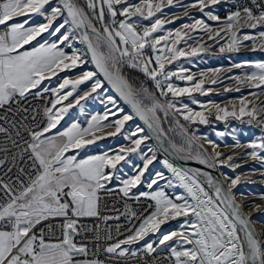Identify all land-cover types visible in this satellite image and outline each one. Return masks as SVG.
<instances>
[{
  "label": "snow or ice",
  "instance_id": "snow-or-ice-1",
  "mask_svg": "<svg viewBox=\"0 0 264 264\" xmlns=\"http://www.w3.org/2000/svg\"><path fill=\"white\" fill-rule=\"evenodd\" d=\"M220 3L221 0H196L191 5H198L209 20L218 22L217 31L213 32L203 19H196L194 23L183 24L180 29L160 35L165 23L174 21L157 18V14L163 16L164 7L173 6L174 0H139V3L83 0V4L78 0H0V109L11 112L15 105L14 114H24L18 122H11L22 146L9 136L17 149L11 154L17 171L14 176L9 175L12 172L9 167L0 176V264H105L104 260L94 258V253L90 255L88 244L84 242L87 233L98 230L99 225L90 228L83 221L91 218L119 220L118 216L101 217L100 213L102 195H111L114 191L125 198L137 201L144 198L150 203L146 214L139 217L126 206L125 214L138 219V226L128 230L124 239L103 248L109 257L136 256L137 250H132L131 246L143 241L139 251L152 256L162 248L168 253L164 258L168 264H264V244L258 238L264 236V229L257 233L253 227V223L264 224V221H253L245 216L243 206L236 202L233 189L240 183L239 175L232 178L222 172L224 181L229 182V187L225 188L220 179L207 171L182 169L164 159L160 163L173 179L166 177L163 171H156L146 182L149 191L130 196L133 189L145 183V173L157 159L152 148L147 152L141 150V145L151 138L143 134L144 128L137 125L130 134L122 133L127 122L135 117H139L157 139L164 135L158 112L167 117L170 111L188 125L209 124L212 116L217 121L246 116L249 124H260L264 132V117L258 119L264 101L257 106L241 97L239 108L235 102H230L231 110L213 102H209V106L201 104L203 111H194L183 103L177 107L179 97L187 96L197 104L192 93L206 94L204 73L197 80L185 74L186 69L172 71L166 67L181 57L197 56L206 51L203 43L189 47L188 51L178 47L182 41L187 44V39H193L189 30L206 33L220 53L239 52L248 47L244 42H251V51L264 52V0H250L249 4L238 6L223 21L211 11L205 12L206 8ZM35 17H41L43 22L33 23ZM117 17L122 19L117 20ZM144 21L149 23L144 24ZM245 28L253 31L243 32ZM44 34L54 39H43ZM76 41L86 46L95 70H83L75 78L65 75L58 87L49 88L45 81L50 82L52 77L80 69L87 63L85 53L74 47ZM232 67L251 71L230 77L237 86L225 88V92H240L246 86L260 90L251 91L249 94L253 97L264 94V60L242 61ZM125 68L142 74L155 91L143 80L137 83L138 78L126 75ZM173 79L191 82L192 87H180L172 82ZM86 82H91L90 89L80 95L78 90ZM105 82L115 96L109 94ZM217 82L215 78L210 81ZM49 92L52 95L48 101L50 106L44 108L40 124L31 127L26 122L29 107L22 105L28 103L29 97L43 98ZM157 92L164 98L163 102ZM101 94H104L102 98ZM117 97L130 106L131 114L119 106ZM89 99H100L104 114L92 115L86 126L72 122L60 130L58 125L70 110L79 107L83 111L81 102ZM110 116L116 118L109 120ZM0 118L7 120V116ZM31 120L35 123L36 117L33 115ZM175 123L187 137L186 159L213 169L223 166L234 171L240 166L232 163L238 156L221 158L223 154L217 150L218 145L206 137L212 154L198 145L192 155L191 149L198 138L188 136V127L179 120ZM106 129L114 130L105 132ZM7 131L0 127V133ZM118 134H123L131 146L78 158L79 150ZM235 147L246 148L245 155L264 166V136L246 145L237 142ZM172 148L177 152L185 151L175 145ZM0 151L6 156L9 153L7 147H0ZM70 152L76 154H68ZM131 154L139 156L142 166L133 165L135 174L122 179L117 173L122 171L121 162L132 163L128 159ZM5 162L0 160V166ZM260 174L264 177V171ZM200 176L205 178L207 189ZM114 180L119 181L116 188L109 186ZM160 181H167L169 187L183 189L184 194L169 196L159 187ZM260 199L264 200V194ZM255 209L264 212L260 205H255ZM170 221H177L178 228L162 233V226ZM157 233H160L158 243L145 239ZM107 238L112 239L111 235ZM96 251H100L98 245ZM152 264H160V261L154 260Z\"/></svg>",
  "mask_w": 264,
  "mask_h": 264
},
{
  "label": "rangeland",
  "instance_id": "rangeland-1",
  "mask_svg": "<svg viewBox=\"0 0 264 264\" xmlns=\"http://www.w3.org/2000/svg\"><path fill=\"white\" fill-rule=\"evenodd\" d=\"M236 0H221V3L218 5L211 6L210 8H206L205 12L211 11L213 14L218 15L220 20L223 21L227 16H221V12L224 11L227 7L232 5ZM132 3H139V0H130ZM196 3V0H179V3L174 0L173 6H165L163 9L164 15L161 16L159 13L157 14V18H161L164 20H173L174 23H165L164 29L162 32L158 33L160 35L165 34L167 31H175L176 29H180L183 24H191L194 23L196 19H203L206 23H208L213 32L218 30V22L211 21L208 17L201 13L199 10V6L191 7L192 4ZM188 6V7H185ZM187 12V15L185 13ZM139 19V18H134ZM43 22L41 17H35L33 23ZM144 24H148V21H144ZM100 25H97L99 27ZM243 32H252L250 29H243ZM189 35L193 37V39H187V44L183 41L178 45V47L183 48L185 51L189 50V47L196 46L197 43L205 44L206 51L199 53L197 56H187L181 57L176 61H173L172 64L166 65L169 70L177 71L181 68L186 69L185 74H191L196 77L197 80L201 78V73H204V88L206 91L205 95H201L199 92H193L192 97L198 101L197 104H193L191 99L187 96L179 97L177 100V107L180 106V103L187 104L194 111H203L200 107L201 104L205 106H209V102H213L219 104L221 107H228L231 110L230 102H235L237 104V108H239V99L241 97H246L247 100L253 101L257 106L261 105V102L264 101V94L258 95V97H253L249 93L251 91L259 92L258 89H249L248 87H244L240 92L236 91H228L225 92V88H235L236 82L234 79H230V77H235L238 75H242L244 72L251 71V69H238L233 68L232 65L235 63H240L242 61H260L264 60V52L251 51V42H244L248 44V47L241 48L239 52L235 53H220L219 47L215 45L214 41L208 40V35L199 30L192 31L189 30ZM43 39H54L49 37L47 34H44ZM42 42V40H41ZM225 41H220L223 44ZM35 43V42H34ZM162 46V45H161ZM74 47L83 52L81 44L79 41L74 42ZM66 51H71V49H66ZM150 52V50H148ZM84 53V52H83ZM87 60V59H86ZM216 69H220L219 72H216ZM83 70H93L89 62L82 66L80 69L73 70L72 72H64L60 73L58 77H52L51 81H45V85L49 88H56L58 84L61 82L62 78L67 75L70 78H75L80 75ZM126 75L130 77H136L137 83H139L144 78H140L138 75L129 74V71L124 69ZM215 78L218 80L217 83L212 84L210 81ZM145 85L149 87L150 90L155 91L153 85L147 80H143ZM173 83L179 85L180 87H192L191 82L187 81H179L173 80ZM91 82H86L84 85L80 86L78 93L80 95L83 94L84 91H88L90 89ZM106 87V85H105ZM52 99L51 92L48 93ZM109 94L113 95L109 90ZM75 95V94H74ZM94 96L96 94H93ZM104 94H101V98ZM156 95L159 97V93ZM114 96V95H113ZM163 102L164 98L159 97ZM171 99V97H168ZM72 99L71 97L69 98ZM118 100V99H117ZM67 103V101L65 102ZM84 105L83 111L79 107H75L70 110V113L65 117V120L61 122V125H58L60 130L69 126L72 122H79L81 125L86 126L87 120L91 118L92 115L100 114L103 115L105 108L104 105L101 104L100 99H89L87 101L81 102ZM119 106L123 107L126 113L131 114L118 100ZM50 106V105H49ZM110 107V106H109ZM214 111V109H213ZM207 115V111H205ZM158 116L160 117V126L163 129L164 135L171 141L173 145L177 148L183 147L185 151L181 152L183 155H188L187 148V137H185L180 129L176 126L175 121L179 120L181 124H184L188 127V136H195L198 139L195 140V143L191 149V154L195 155L197 151V146L202 145L201 150H206L209 155L212 154L211 146L207 143V140H210L218 145L217 150L220 151L223 156L221 158L226 157L227 155H233L234 157H239L238 159H234L232 163L240 165L235 168L233 171L231 168L219 166L218 169L221 173H227L232 178H235L237 175L240 176V183L233 189L234 194L236 195L237 203L241 204L242 209L247 211L246 214L250 216L253 221H264V212L258 211L255 209V205H260L264 208V200L260 199V196L264 194V177L261 176V171H264V166L260 163L251 160L245 155L247 149L244 147H235L236 143L239 142L241 145H246L251 141L257 139L258 137L264 136V132L261 131V125L253 122L249 124L248 117H242L241 119H235L233 117H229L223 121H217L214 116L210 118V123L206 125L195 124L188 125V122L184 121L179 115H174L171 111L167 117L164 116L163 112H158ZM264 117V109H262L261 113L258 116ZM116 117H109V120H114ZM140 124L134 118L132 121L127 122L125 128L122 130V133L130 134L135 130L136 126ZM141 127V126H140ZM114 129H106L105 132L113 131ZM56 130H53L55 132ZM224 133L223 136H218L217 133ZM101 134V133H98ZM145 135L147 133L144 131ZM207 138L205 140L204 138ZM135 138V137H134ZM121 146H131L130 141L125 140L123 134H118L115 137H107L106 139L98 141L94 145L86 146V148L79 150L78 158H86L91 155L102 154L104 151L108 150H118ZM148 148H152L157 155V159L153 162L152 165L149 166V172L145 173V183L138 186V189H133L131 196L138 195L139 191H149L146 187V182L156 171H163L165 176L169 179H173L171 173L167 171L160 163V161L164 160V156L158 150L157 146L151 139H148L141 145V150L143 152H147ZM68 154H76L75 152H70ZM150 155V153H149ZM131 160V164L121 162L122 171L118 172L122 179H127L129 176L134 175L133 165H141L142 161L139 159L137 154H131L128 158ZM170 162V161H169ZM171 163V162H170ZM118 166V167H121ZM202 178H204L202 176ZM205 179V178H204ZM250 181H254L250 182ZM226 183H229L226 181ZM119 185V181H113L109 186L112 188H116ZM159 187L162 188L169 196H174L175 194H184L183 189L179 187H169L167 181H160ZM241 194H243V198H241ZM260 226L259 229H256L257 233H260L262 229H264V224L256 223ZM177 221H170L165 224L161 228L162 233H167L173 229L178 228ZM160 233L156 235H150L145 239L148 242L158 243L157 237ZM260 242L264 244V236H258ZM144 242L141 241L137 245H132V250H137L143 247Z\"/></svg>",
  "mask_w": 264,
  "mask_h": 264
},
{
  "label": "built area",
  "instance_id": "built-area-1",
  "mask_svg": "<svg viewBox=\"0 0 264 264\" xmlns=\"http://www.w3.org/2000/svg\"><path fill=\"white\" fill-rule=\"evenodd\" d=\"M250 0H236L232 5L227 7L224 11L221 12V16H228L231 11H235L238 6H243L245 4H249ZM122 19V17H117V20ZM95 23V21H94ZM99 25V24H97ZM51 99L48 93L44 94L43 98H33L29 97V101L27 104L22 105V107H29V120L26 121L31 127H35L37 124H40L43 118V110L45 107L49 106L48 101ZM15 105L12 106L13 111L9 112L5 109H0V117L7 116V120L0 118V127L6 128L8 131L6 133H0V147H7L9 149V153L6 154L0 151V160H5V164L0 166V176H3L4 173L7 172L9 167H12V172L9 175H15L17 169L13 167V161L11 154L17 151L16 148L13 147L9 136L13 139H16L19 143L20 138L16 136V128L12 127L13 121L18 122L21 119L23 113H15ZM35 110V111H33ZM36 117L35 123L31 120L32 116ZM17 127L19 124L17 123ZM25 138H27V134H23ZM7 179V176H5ZM131 196V195H130ZM134 197V196H132ZM150 202L144 198H141L137 201L135 198H125L122 194L118 192H113L111 195H102V201L100 205V213L101 217L103 216H111V217H119V220L111 219L108 221H104L103 219H86L83 221L84 224H87L90 228L94 225H99V229L95 231H90L87 233V240L84 241L88 244L90 255L95 254L94 258H98L100 260H104L105 264H152L154 260L160 261V264H168V261L164 258L168 255L166 250L158 249L156 253L152 256H148L143 251H139L137 249V255L131 256L128 255L126 257H109L108 254L103 252V248L108 244L116 242L118 239H124L128 234V230L132 229L134 226H138V219H132L130 216L126 215V206L130 207L133 211L137 213V216H141L146 214L145 210L148 207ZM119 225V231H117V226ZM97 235L100 236V239H96ZM111 235L112 239H108L107 237ZM79 239V238H78ZM97 245L100 248V251L97 252Z\"/></svg>",
  "mask_w": 264,
  "mask_h": 264
},
{
  "label": "water",
  "instance_id": "water-1",
  "mask_svg": "<svg viewBox=\"0 0 264 264\" xmlns=\"http://www.w3.org/2000/svg\"><path fill=\"white\" fill-rule=\"evenodd\" d=\"M81 47L83 49V52L85 53L86 59L89 62V64L91 65L93 71L95 70V66L91 63V55L90 53H86V46L83 45L82 43ZM101 80H103L102 77H100ZM106 87H109L110 90V86L107 85V83L105 82ZM111 91V90H110ZM112 92V91H111ZM112 94L115 96L116 94L114 92H112ZM117 99L119 100V98L117 97ZM122 105L131 113V108L129 105L125 104L122 100H119ZM135 119L138 121V123L140 124V126L142 128H144L145 132L147 133V135H149L151 138V140L154 142V144L157 146L158 150L161 152V154L168 159L171 163H173L175 166L180 167L182 169H199L201 171H207L209 172L211 175H213L214 177L218 178L221 180L223 186L225 188L228 187L226 181H224L223 176H221V172L218 169H213V168H208L205 165L199 164L197 161L193 160V159H186L185 155L181 154L180 152L174 151L172 148V143L165 135L161 136L159 139L156 138V135L151 133L147 126L143 123V121H141L139 119V117H135ZM161 143L163 144V147H161ZM165 149H167L165 151ZM200 181L204 184L205 188L207 189V182L204 178H202V176L199 177ZM209 191H211L210 189H208ZM237 202V201H236ZM242 212L245 216H248L244 210L242 209Z\"/></svg>",
  "mask_w": 264,
  "mask_h": 264
},
{
  "label": "trees",
  "instance_id": "trees-1",
  "mask_svg": "<svg viewBox=\"0 0 264 264\" xmlns=\"http://www.w3.org/2000/svg\"><path fill=\"white\" fill-rule=\"evenodd\" d=\"M78 2L79 3H81V4H83V0H78ZM100 27V26H99ZM127 71H129V74H134L135 73V75H138L140 78H144L143 76H142V74H140V73H138V72H135V71H133V70H131V69H127V68H125ZM145 79V78H144ZM143 79V80H144ZM146 80V79H145ZM174 80V79H173ZM148 81V80H147ZM148 82H150V81H148ZM151 83V82H150ZM152 84V83H151ZM165 158V157H164ZM166 159V158H165ZM175 166V165H174ZM177 167V166H176Z\"/></svg>",
  "mask_w": 264,
  "mask_h": 264
},
{
  "label": "bare ground",
  "instance_id": "bare-ground-1",
  "mask_svg": "<svg viewBox=\"0 0 264 264\" xmlns=\"http://www.w3.org/2000/svg\"><path fill=\"white\" fill-rule=\"evenodd\" d=\"M181 153V152H180ZM182 154V153H181ZM228 187H229V183H227ZM245 211V210H244ZM247 213V211H245ZM248 215V214H247ZM253 227L256 228V229H259L260 226L257 225L256 223H253Z\"/></svg>",
  "mask_w": 264,
  "mask_h": 264
}]
</instances>
